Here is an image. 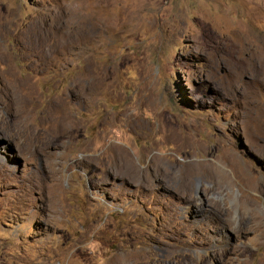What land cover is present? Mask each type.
Here are the masks:
<instances>
[{
    "label": "rangeland",
    "instance_id": "obj_1",
    "mask_svg": "<svg viewBox=\"0 0 264 264\" xmlns=\"http://www.w3.org/2000/svg\"><path fill=\"white\" fill-rule=\"evenodd\" d=\"M263 230L264 0H0V264H264Z\"/></svg>",
    "mask_w": 264,
    "mask_h": 264
},
{
    "label": "bare ground",
    "instance_id": "obj_2",
    "mask_svg": "<svg viewBox=\"0 0 264 264\" xmlns=\"http://www.w3.org/2000/svg\"><path fill=\"white\" fill-rule=\"evenodd\" d=\"M186 143H188L189 144V142H186ZM181 144V143H180ZM188 144H185V143H182L180 146H182L181 147V149H184V148H186V147H190V145H188ZM180 148V147H179ZM205 166V165H204ZM208 167V166H207ZM206 167V168H207ZM214 168L217 170V172L220 174L221 173V171H220V169H219V167H216V166H214ZM212 169H213V167H212ZM215 169H213L212 171L211 170H209V173H211V174H213V175H215V176H217V178H218V176H219V174L217 175L215 172H214V170ZM222 169V168H221ZM206 170V169H205ZM236 170L238 171V172H240V175H241V179L243 180H245L246 181V178H245V171H244V169L242 168V167H240V166H238L237 165V167H236ZM208 172V171H207ZM227 178H228V176H227ZM247 182V181H246ZM251 189L252 188H258L259 187V184L257 183V182H255V181H253V182H251ZM248 200L249 199H244V203H243V205L246 207L247 205H250V203H248ZM259 218V217H258ZM264 234V230L262 231V235ZM264 238V237H263ZM203 260V259H202Z\"/></svg>",
    "mask_w": 264,
    "mask_h": 264
}]
</instances>
